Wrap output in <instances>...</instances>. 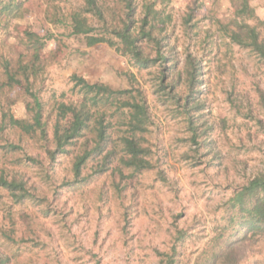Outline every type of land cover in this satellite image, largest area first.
Segmentation results:
<instances>
[{"label": "rangeland", "instance_id": "374dc122", "mask_svg": "<svg viewBox=\"0 0 264 264\" xmlns=\"http://www.w3.org/2000/svg\"><path fill=\"white\" fill-rule=\"evenodd\" d=\"M100 1L120 10V0ZM14 2L19 10L1 19L0 60L15 63L38 46L43 70L32 69L30 81L45 135L7 128L0 136V177L24 182L32 195L13 204L0 190L2 256L8 264H164L163 255L175 249V264H194L213 227L223 225L221 206L234 189L264 174V61L220 30L237 20L257 25L264 37V0H247L255 19L239 12L242 0H136L135 28L145 4L161 17L154 35L165 61L148 69L134 66L118 42L87 47L84 37L70 34L66 18L81 0ZM53 17L62 24L51 23ZM138 36L134 31L132 39ZM142 45L155 58L153 44ZM188 56L199 73L193 88ZM72 75L129 90L144 103L150 169L118 170L113 162L93 174L91 162L74 179L77 150L48 158L58 106L83 93L72 90ZM29 102L0 67V112L27 122ZM241 264H264V257L254 248Z\"/></svg>", "mask_w": 264, "mask_h": 264}, {"label": "trees", "instance_id": "16d2710c", "mask_svg": "<svg viewBox=\"0 0 264 264\" xmlns=\"http://www.w3.org/2000/svg\"><path fill=\"white\" fill-rule=\"evenodd\" d=\"M81 2L82 6L71 11L66 19L70 34L84 37L87 47L99 44L114 46L118 42L124 46V53L128 55L129 61L140 69H148L158 61H165L159 41L154 35L161 17L153 4L143 5L139 26L135 28L136 0H120L118 12L113 8H106L100 0ZM19 8L20 5L14 0L0 2V25L3 17H13ZM239 12L255 19L247 0H242ZM108 20L113 22L108 25ZM50 22L62 24L59 20ZM230 24L220 27L230 42L249 50L264 61V37L257 25L241 24L237 20ZM260 24L262 23L258 22ZM134 31L138 32L137 40L132 39ZM142 44H153L155 58L145 54ZM25 52L20 53L15 63L2 58L0 67L8 81L24 88L25 95L30 99L26 107L30 119L27 122L17 121L8 112L1 111L0 136L7 128H13L25 136L32 131L45 135L43 107L32 93L30 81L32 69L43 70L39 63L38 46L32 45ZM185 74L188 88L199 83L197 64L192 56L187 57ZM71 82L72 90L79 89L83 93L76 100L58 106L57 118L52 127V149L46 152L48 158L53 160L57 155L77 150L71 164L74 179L79 178L91 162L97 166L90 167L93 174L105 172L113 162L117 164L118 170L122 168L142 172L150 169V151L143 144V135L149 125L144 103L132 97L129 90H114L103 84H89L76 75L71 76ZM65 118H68L67 123H64ZM4 148L16 149L12 145H5ZM0 190L9 193L13 204L32 197L25 183L15 179L0 177ZM221 209L224 223L213 227L212 236L194 264H241L254 248L264 257V174L257 175L245 185L234 189ZM10 216L9 214L8 218L11 219ZM3 235L6 241L11 242L5 232ZM178 240L182 241V232L179 233ZM173 251L172 254L163 255L164 264H175V249ZM0 264H8L1 253Z\"/></svg>", "mask_w": 264, "mask_h": 264}]
</instances>
